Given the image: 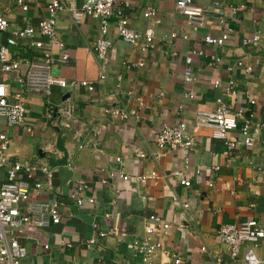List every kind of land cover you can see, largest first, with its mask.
Masks as SVG:
<instances>
[{"label": "crops", "instance_id": "crops-1", "mask_svg": "<svg viewBox=\"0 0 264 264\" xmlns=\"http://www.w3.org/2000/svg\"><path fill=\"white\" fill-rule=\"evenodd\" d=\"M51 1L25 0L29 9L22 15L14 0H0V11L9 24L0 35V44L11 30L45 19ZM61 1L66 10L57 13L56 31L69 59L57 63L52 74L69 85L52 87L48 97L25 96V124L0 127L8 134L13 161L50 167L51 178L41 177L40 199H56L61 206L59 225L25 228L19 240L26 250L21 264H146L113 237L97 238L91 247L86 242L93 223L99 230L113 228L125 231L129 239L143 238L151 215L170 225L161 252L153 256L151 264H169L174 256L183 264H217L218 259L220 264H244L241 257L230 258L215 234L222 226L249 220L264 226V0H193L209 14L198 33L175 11L176 0H116L115 8L123 10L127 26L137 32L152 29L154 41L143 51L141 44L124 43L117 36L115 17H110L113 46L105 80L99 78L94 53L98 21L84 17L76 26L68 10L85 0ZM215 3L219 6L214 7ZM149 8L156 12L154 20L143 17ZM228 29L232 33L223 47L214 49L202 42L203 36H219ZM171 33L176 39H169ZM258 34L261 39L255 46L241 45L244 38ZM193 49L204 51L205 56L216 54L221 61L209 68L208 58H194L190 70L195 81L186 84L184 58ZM12 53L19 69L11 75L0 72V81L8 84L11 93H21L17 80L32 55L25 41ZM237 62L252 71L237 68ZM214 81L222 89H215ZM229 81L234 83V94L224 90ZM80 82L92 85L93 92L78 85ZM186 94L190 97H184ZM247 96L255 99V105L246 104ZM217 98L234 110H245L253 148L243 145L237 130L228 134L236 147L226 154L223 142L212 139L208 129L194 127L195 113L212 110ZM106 108L136 110L138 115L122 121L105 115ZM67 110L70 117L65 115ZM180 122L194 137L192 150H158L156 137L161 126ZM136 152L145 158L136 159ZM214 167L218 170L213 171ZM175 171L187 175L191 187L180 186L172 175ZM119 174H125L128 181L120 180ZM142 176L146 177L144 185L138 182ZM104 179L107 183L103 185ZM80 183L87 189L78 190ZM78 193L81 206L74 199ZM240 249L241 254L249 252L264 260V238L256 246L246 243Z\"/></svg>", "mask_w": 264, "mask_h": 264}, {"label": "built area", "instance_id": "built-area-1", "mask_svg": "<svg viewBox=\"0 0 264 264\" xmlns=\"http://www.w3.org/2000/svg\"><path fill=\"white\" fill-rule=\"evenodd\" d=\"M14 4L24 15L28 12V5L25 0H14ZM116 0H85L81 6L75 9H69L74 24L80 25L84 17L97 20L99 23L98 36L94 43V53L99 66V78L105 80V68L108 65L109 54L112 49V40L109 38L110 17H115V26L118 38L130 46L142 45L141 50L151 48L154 41L153 30L148 28L144 32H137L127 26L122 9H116ZM219 4L215 3L214 7ZM175 11L184 16L188 28L193 33L200 32L205 26V20L209 15L202 7L194 5L193 0H176ZM66 10L61 0L51 1L47 7V17L40 20L35 25H28L24 28L13 29L10 36L0 44V72L3 75L16 74L20 63L13 58L12 49L17 47L20 41H25L27 50L31 53V59L26 60L27 69L23 76L19 77L17 82L21 85V93H11L9 86L0 81V127L23 126L26 121L25 96L42 95L48 97L54 86L65 88L69 84L63 80L55 78L52 69L57 63H67L69 56L65 44L58 38L56 25L58 12ZM5 12L0 11V35L7 32L9 24ZM143 17L148 20L156 18V12L153 9L143 11ZM231 29L226 30L219 36L205 35L202 42L211 48H221L229 40ZM177 35L171 33L169 39H176ZM187 39L186 35L182 36ZM261 36L255 35L251 38H244L241 41L243 47L255 46L260 42ZM208 58L207 66L214 68L220 64V58L216 54L205 56L204 51L190 50L185 58V69L183 72L186 84H192L195 78L190 70L194 58ZM237 68H243L245 72H251L250 66H245L242 62H237ZM231 70V68L229 69ZM71 83L70 86H73ZM78 85L93 92L94 87L88 82H80ZM215 89H222L219 81L213 82ZM227 93L234 94V83L229 81L224 88ZM184 97H190L186 94ZM247 105H255L253 97H246ZM141 106V104H140ZM212 110L197 111L194 116V127L205 128L211 132V138L222 141L226 154L235 149V142L228 138V134L239 131L243 137V145L246 148H253L254 137L250 133V122L245 119V110H234L226 105L222 98H217L213 104ZM105 115H111L119 120H129L136 118V110H117L106 108ZM65 115L70 117V110L65 111ZM243 120L239 125V120ZM264 127V124H263ZM30 129H28L29 131ZM9 137L6 131L0 129V264H21L26 257L25 248L20 245L19 240L25 228L44 229L50 226H57L61 222V206L56 199L43 200V183L41 177L50 179L51 169L46 164H30L26 161H13L9 155ZM194 146V137L189 133L188 126L180 122L175 126L164 124L161 126L156 137V148L160 151H191ZM135 158L143 160L145 154L135 153ZM120 163V158H116ZM218 168L214 167L213 171ZM179 180L180 186L189 188L192 185L191 179L179 172L172 174ZM109 179L112 174L107 175ZM154 176V174H152ZM119 179L128 181L125 174H119ZM146 177L142 176L138 182L145 184ZM106 184L107 180H102ZM212 187V184H208ZM87 189L85 183H80L78 190ZM81 194L74 196L76 205L81 206L83 200ZM186 208L187 205H184ZM170 230V225L164 223L158 216L148 217V225L144 228V237H134L129 239L125 231L117 232L113 228L99 230L96 223L92 224L91 238L86 242V247L94 246L97 238L113 237L118 243L124 244L127 251L134 256L141 258L146 264H151L153 256L161 252L163 247L162 240ZM264 238V226L255 220H249L240 224H230L220 227L215 239L226 246L229 256L232 260L241 257L244 264H264V260H259L252 253L241 254L242 246L246 243L256 246ZM69 247V245H68ZM47 249V246L44 247ZM169 264H183L180 257L174 256ZM220 264V260H217Z\"/></svg>", "mask_w": 264, "mask_h": 264}]
</instances>
